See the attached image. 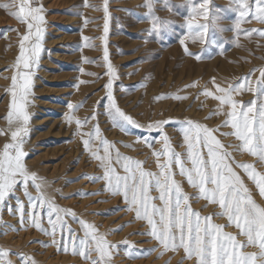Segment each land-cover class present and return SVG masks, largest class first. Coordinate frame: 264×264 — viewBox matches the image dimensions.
<instances>
[{"label":"rangeland","instance_id":"374dc122","mask_svg":"<svg viewBox=\"0 0 264 264\" xmlns=\"http://www.w3.org/2000/svg\"><path fill=\"white\" fill-rule=\"evenodd\" d=\"M31 2L33 6L43 8L45 51L34 70L31 104L28 106L31 119L29 135L24 144L28 169L43 178L46 182L45 191L58 205L71 208L79 219L90 221L100 233L107 234L106 238L117 246L113 250L110 264H181V261L182 264H194V260L184 258L182 249L165 251L161 255L162 249L158 243L144 234L147 232L146 223L136 219L133 211L125 210L126 204L122 197L105 191L103 180L93 183L84 178L101 176L102 169L84 151L82 137L73 134L76 131L75 123L65 122V115L70 111L67 108L69 103L76 105L83 102L72 113L76 119L81 120L90 117L96 108L100 113L96 122L102 135L113 142L123 155L144 161L143 166L148 170H157L156 161L150 153L160 148L155 143L159 137L158 132L149 134L142 129L129 128L126 134L112 126L103 114V105L107 103L104 84L108 76L102 66L103 49L99 37L104 34V12L96 10L102 8L103 0ZM198 2L202 0H193V3ZM249 2L254 4L255 0ZM144 3L145 0H109L107 47L110 62L117 71L113 94L119 107L141 124L166 118H190L210 127L220 125L224 117L215 114L217 102L202 95V86L207 84L212 89L210 81L213 77L221 86L237 82L244 76H250L253 80L259 77L256 70L264 67V36L260 35V32H264V23L249 15L241 23L239 32H234L232 29L237 13L231 10V0H209L208 16L200 15L195 19V23L209 24L208 43L201 45L199 42L186 41L189 51L201 57L196 60L194 56L186 55L178 42L186 32L184 25L189 17L187 0H168L167 6L164 0H158L154 4V15L162 25L168 22L167 29L161 30L159 39L155 34L148 35L151 24L144 16L147 11ZM6 4L9 5L8 8L3 7ZM18 4L19 0H15V5ZM17 10L18 7L13 6V0H0V147L11 141L9 125L4 119L10 102L7 89L15 71L13 65L19 55L20 39L27 31L26 24L11 15ZM215 16L219 19H213ZM218 20L220 28L224 29L222 32L215 30L218 28ZM82 37L89 38L94 47L87 46ZM142 40L147 43H142ZM89 72L96 75L85 74ZM80 81L86 83H79ZM193 82H198L197 87L185 88V85ZM169 94L187 98L180 101L154 99L156 96ZM234 98L243 105L253 99V93L245 91ZM97 101L100 102L98 107ZM93 123L95 122L89 120L80 131H90ZM177 127L175 124L165 126L176 151L183 152L179 147L182 137L174 131ZM220 131L228 132L229 129L221 128ZM148 135L153 138V148L136 143L137 137ZM218 138L225 146L238 143L231 136ZM129 144L132 147L123 146ZM228 151L232 152L237 162L253 163L259 172L264 173V164L254 157L233 148H228ZM236 171L242 174V170ZM174 178L181 182L185 193L195 195V190L178 175V170ZM242 179L255 201L264 206V198H261L254 185L243 174ZM29 191L32 195L36 194L34 189L30 188ZM77 192L98 194L72 195ZM14 195L22 202L25 201L23 191L19 188ZM152 195L157 193L153 192ZM190 202L192 208L200 211L202 216L219 211L217 206L202 199ZM8 204L14 208L15 200L10 198L5 207L0 209V240L8 241L1 242L0 252L7 254L0 258V264H21L20 261L23 260L22 264H31L28 258L32 256L35 258L32 257V260H37L36 264L42 260V264H85L81 257L57 249L51 244L50 236L26 222L22 223L18 214L10 212ZM67 219L69 227L82 234L78 223L71 218ZM214 222L226 224V219L214 217ZM42 226L47 227L46 220L42 221ZM21 227L24 231L25 227L34 230L28 232V237L22 233L26 238L25 248L24 251H17L14 240L19 237ZM224 230L234 235L238 231L234 226H226ZM6 234L8 235L5 236ZM238 239L242 240L243 237L238 236ZM124 241L128 244L123 243ZM128 245L132 246L131 258L125 254ZM243 251L255 252L256 249L246 247Z\"/></svg>","mask_w":264,"mask_h":264},{"label":"snow or ice","instance_id":"6c2138e0","mask_svg":"<svg viewBox=\"0 0 264 264\" xmlns=\"http://www.w3.org/2000/svg\"><path fill=\"white\" fill-rule=\"evenodd\" d=\"M157 2L158 0H145L143 6L147 9L144 16L152 25L148 35L155 34L159 39L161 30L167 29L168 22L157 28V25L161 24L153 13V6ZM164 3L167 6L168 0H164ZM187 4L189 17L184 25L186 32L178 42L186 55L200 60L199 55L189 51L186 41L199 42L201 45L208 43L209 24L195 23V19L200 15L208 16L209 0L198 3L187 0ZM13 6L18 7V10L13 11L11 15L26 24L27 31L20 39L19 55L13 65L15 71L7 89L10 102L4 119L9 125L11 141L0 147V209L5 207L10 198L14 199V208L8 204L10 212L18 214L22 223L26 222L50 236L51 244L57 249L81 257L85 264H110L113 250L117 246L106 238L107 234L100 233L92 223L79 219L71 208L58 205L45 191L46 182L43 178L26 165L27 153L24 151V144L29 135L28 126L31 119L28 106L31 104L34 70L38 67L42 52L45 51V18L43 8L33 6L31 0H19L18 6L13 0ZM3 7L8 8L9 5ZM96 10L104 12V34L99 37L103 49L102 66L108 76L104 84L107 103L103 105V114L112 126L126 134L129 128L142 129L149 134L158 132L159 137L155 143L159 144L160 148L150 153L156 161L157 170H148L143 166L144 161L123 155L113 142L102 135L96 122L100 115L96 108L90 117L81 120L76 119L72 113L83 102L76 105L69 103L67 108L70 111L65 115V122L75 123L76 131L73 134L82 137L84 151L91 159L97 161L98 167L102 169L101 176L84 178L93 183L103 180L105 191L121 196L126 204L125 210L133 211L136 219L146 223L147 232L144 234L158 243L162 249L161 255L165 251L182 249L184 258L194 260V264H264V206L255 201L251 190L242 179L243 174L258 190L261 198H264V173L259 172L253 163L237 162L232 152L228 151V148H233L264 164V67L256 70L259 77L255 80L244 76L237 82L221 86L213 77L210 81L212 89H209L207 84L202 86V95L217 102L215 114L224 117L222 123L216 127L190 118H166L141 124L119 107L113 94L117 71L110 62L107 47L109 0H103L102 8ZM231 10L237 13L232 29L234 32H239L241 23L249 15L264 23V0H255L254 4H250L249 0H231ZM213 19L219 17L215 16ZM215 30L224 31L223 28ZM260 35L264 36V32H260ZM82 39L87 46L94 47L89 38ZM80 71L84 72L83 69ZM85 74L96 75L90 72ZM197 83L187 84L185 88L197 87ZM245 91L253 93V99L241 105L234 97ZM186 98L179 94H169L156 96L154 99L180 101ZM99 104L97 101V107ZM89 120L95 122L90 131L81 132ZM170 124L178 125L174 131L182 137L179 147L183 152L176 151L172 144L165 128ZM221 128H228L229 131L221 132ZM218 136H231L238 143L225 146ZM152 139L151 135L137 137L136 143L153 148ZM123 146L132 147L130 144ZM236 169L242 170V174ZM177 170L178 175L195 190L194 196L185 193L181 182L174 178ZM18 188L25 196L23 202L14 195ZM30 188L35 190V195L30 193ZM153 192L157 195L153 196ZM97 194L98 192H77L72 195ZM194 199H202L217 206L219 211L202 216L200 211L191 206L190 201ZM214 217L225 218L226 224L215 223ZM67 218L78 223L82 234L69 227ZM43 220H46L47 227L42 226ZM226 226H234L238 230L237 234L225 231ZM58 236L61 238H57ZM238 236L243 239H238ZM123 243L128 244L127 241ZM246 247L255 248L256 251L244 252ZM6 254L0 252V256ZM125 254L130 258L133 256L131 245H128ZM31 264L36 262L31 260Z\"/></svg>","mask_w":264,"mask_h":264},{"label":"bare ground","instance_id":"6f19581e","mask_svg":"<svg viewBox=\"0 0 264 264\" xmlns=\"http://www.w3.org/2000/svg\"><path fill=\"white\" fill-rule=\"evenodd\" d=\"M29 160V159H28ZM91 220V219H90ZM88 222H90V221H88ZM29 230V228L27 227H25V231H24V228L23 227H21V229H20V232H19V237L17 238V240H14L15 241V243H16V245L14 246V248H16L17 249V251L18 250H23L24 251V248H25V244H24V241H26V238H25V235L28 237V232H30V230ZM32 230H34V229H32ZM31 230V231H32ZM22 231V232H21ZM34 232V231H33ZM8 233V232H7ZM11 233V232H10ZM22 233H24L25 235H23ZM36 234V233H35ZM8 234H6L5 236H7ZM5 238V237H4ZM13 238V237H12ZM15 238V237H14ZM25 238V239H24ZM1 242H3V243H8V241L6 240V239H4V240H0V248L2 247V244H1ZM12 242V241H11ZM13 244V243H12ZM31 245V244H30ZM26 246H28V245H26ZM53 248V247H52ZM57 248V247H56ZM41 250V249H40ZM46 250V249H45ZM12 251V250H11ZM49 251V250H48ZM54 251V250H53ZM2 252V251H1ZM43 252V251H42ZM50 252V251H49ZM32 253V252H31ZM38 253H40V252H38ZM52 253V252H51ZM53 254V253H52ZM10 255V254H9ZM38 255V254H37ZM45 255V254H44ZM47 255V254H46ZM58 255V254H57ZM24 256V255H23ZM52 256V255H51ZM61 256V255H60ZM13 256H11V258H12ZM33 257V256H32ZM31 257V258H32ZM42 256H40V258H41ZM0 258H2V256L0 257ZM27 258V257H26ZM34 258V257H33ZM54 258V257H53ZM35 259V258H34ZM37 259V258H36ZM55 259V258H54ZM125 259V258H124ZM14 260V259H13ZM32 260V259H31ZM31 260H30V262H31ZM56 260V259H55ZM37 261V260H36ZM35 261V262H36ZM48 261V260H47ZM39 262V264H42V262H43V260L42 261H38ZM41 262V263H40ZM137 262V261H136ZM20 263L22 264V263H24V260L21 262L20 261ZM37 263V262H36ZM46 263V262H45ZM131 263V262H130ZM6 264V263H5ZM12 264V263H11ZM132 264V263H131ZM133 264H135V263H133Z\"/></svg>","mask_w":264,"mask_h":264},{"label":"clouds","instance_id":"9594fccd","mask_svg":"<svg viewBox=\"0 0 264 264\" xmlns=\"http://www.w3.org/2000/svg\"><path fill=\"white\" fill-rule=\"evenodd\" d=\"M162 26H163V25H162V23H161L160 25H157V28H161ZM151 27H152V25H151ZM217 27H218V28L221 27V24L219 23V20H218V23H217ZM142 43H145V44H146L147 41H143V40H142Z\"/></svg>","mask_w":264,"mask_h":264}]
</instances>
